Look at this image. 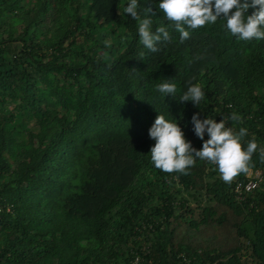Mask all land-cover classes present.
Here are the masks:
<instances>
[{"label":"trees","instance_id":"1","mask_svg":"<svg viewBox=\"0 0 264 264\" xmlns=\"http://www.w3.org/2000/svg\"><path fill=\"white\" fill-rule=\"evenodd\" d=\"M123 3L0 0V264H264V181L239 201L246 174L165 173L148 153L160 113L200 148L192 115L236 112L229 125L264 147V41L218 19L152 53ZM165 79L177 98H161ZM191 83L200 107L178 99ZM250 170L264 172L258 153Z\"/></svg>","mask_w":264,"mask_h":264},{"label":"clouds","instance_id":"2","mask_svg":"<svg viewBox=\"0 0 264 264\" xmlns=\"http://www.w3.org/2000/svg\"><path fill=\"white\" fill-rule=\"evenodd\" d=\"M167 23H159L154 27V13L151 7H141V0H124L119 6L123 14H130L138 21L137 34L139 43L144 49L155 53L170 42L171 31L179 33V42L190 38L193 31L212 25L218 19L224 21V27L237 40L264 41V0H154ZM252 8V14L248 9ZM233 9H235L233 11ZM107 48L111 42L103 41ZM144 56V52L140 53ZM156 90L165 99L169 95L177 98V85L173 79H165L156 85ZM201 84L191 83L178 99L191 101L195 106L201 105L205 98ZM229 121L240 122L241 117L232 112L229 116L217 121L199 113L191 117L193 131L203 141L202 147L196 148L174 118H166L159 114L149 128V137L155 143L151 146L150 161L153 166L165 173L187 175L197 160L206 161L216 166L220 179L230 183L234 177L248 174L254 153L264 163V147L258 148L255 138L245 141L248 134L245 127L236 130ZM207 135V139L205 136Z\"/></svg>","mask_w":264,"mask_h":264},{"label":"built area","instance_id":"3","mask_svg":"<svg viewBox=\"0 0 264 264\" xmlns=\"http://www.w3.org/2000/svg\"><path fill=\"white\" fill-rule=\"evenodd\" d=\"M246 177V182H238L233 189L235 196L239 201L245 200L248 193L260 186L264 181V172L262 170H250L249 173L246 174ZM144 249V251H146L147 248L145 247ZM140 260V256L137 255L132 264H139Z\"/></svg>","mask_w":264,"mask_h":264}]
</instances>
